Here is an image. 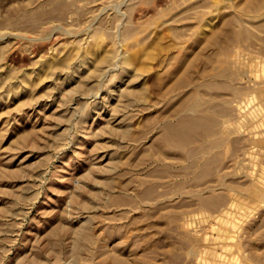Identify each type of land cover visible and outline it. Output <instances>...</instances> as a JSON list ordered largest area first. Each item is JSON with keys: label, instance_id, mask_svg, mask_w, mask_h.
<instances>
[{"label": "rangeland", "instance_id": "1", "mask_svg": "<svg viewBox=\"0 0 264 264\" xmlns=\"http://www.w3.org/2000/svg\"><path fill=\"white\" fill-rule=\"evenodd\" d=\"M0 264H264V0H0Z\"/></svg>", "mask_w": 264, "mask_h": 264}]
</instances>
